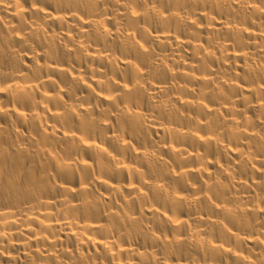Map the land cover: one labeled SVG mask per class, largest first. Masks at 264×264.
I'll return each instance as SVG.
<instances>
[{
  "label": "bare ground",
  "instance_id": "obj_1",
  "mask_svg": "<svg viewBox=\"0 0 264 264\" xmlns=\"http://www.w3.org/2000/svg\"><path fill=\"white\" fill-rule=\"evenodd\" d=\"M0 264H264V0H0Z\"/></svg>",
  "mask_w": 264,
  "mask_h": 264
}]
</instances>
